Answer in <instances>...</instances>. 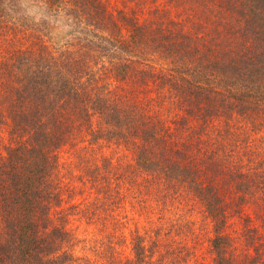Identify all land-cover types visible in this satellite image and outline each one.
<instances>
[{"label":"trees","instance_id":"trees-1","mask_svg":"<svg viewBox=\"0 0 264 264\" xmlns=\"http://www.w3.org/2000/svg\"><path fill=\"white\" fill-rule=\"evenodd\" d=\"M29 1L38 20L25 0H0V264H183L189 248H168L156 227L189 232L190 202L209 224L210 264H264L256 228L238 254L224 231L228 206L250 198L264 214V0H141L140 15ZM52 26L68 30L55 39ZM230 119L243 140L213 128L226 134ZM69 144L92 191L81 210L107 244L92 256L61 207L56 151ZM125 203L161 225H134L119 258L109 240Z\"/></svg>","mask_w":264,"mask_h":264},{"label":"rangeland","instance_id":"rangeland-1","mask_svg":"<svg viewBox=\"0 0 264 264\" xmlns=\"http://www.w3.org/2000/svg\"><path fill=\"white\" fill-rule=\"evenodd\" d=\"M101 1L103 2L106 10L112 11L113 13L120 9L124 10L125 12L132 11V13L140 15L142 13V9L145 7V3L141 0ZM157 1L162 0H156V2ZM25 3L27 4L25 5L28 14L32 16L35 15L37 17V14L39 13L38 5L31 3L29 0H25ZM152 5H155V2L152 3ZM163 6L164 5L162 4V7ZM171 13L176 15L174 11H171ZM36 17H34L33 19L38 20V18ZM51 30L53 37L55 39H59L66 33L68 29H62L57 26H52ZM144 64L148 66L150 65L153 67H157L158 60L155 57L148 61H144ZM228 123L229 124L227 126V129L229 130H227L225 134V127H223V124L219 120L212 121L213 128L215 130H221V135L224 137V139H231L232 142H234L236 139L243 140L244 137H238L240 135L239 130L241 129L239 128V126H241V124H239L240 122L234 119H230ZM260 133H264V131L259 130L257 132L258 135H260ZM2 136H5V131L0 130V138L3 139L4 137ZM252 136L254 135L250 133V138ZM202 139L205 140L206 138L204 139L203 137ZM249 142L251 146H255L252 140H250ZM82 144L83 141L79 139V145L81 146ZM243 144L244 142H241L240 148ZM262 145L264 146V142L262 143ZM240 148L235 149L238 150ZM56 152L59 161L58 170L59 174L61 175L59 181V189L61 192L62 203L61 207L66 213L69 214L68 222H66L67 228L70 229V231L75 236L77 243L76 250L81 251V253H85L86 255L92 256L91 249H93V247H95L96 245H101V247L105 248L107 244L105 242V238L103 237L104 232L99 231L98 227L95 225L94 222H88V220L93 219H86L87 216L81 210L84 209L86 202L89 201L92 196V191L90 190V187L85 183L86 179L83 175V172L78 170L76 166H73L76 156L78 154H81L82 152L77 149L76 144L65 145L63 147H60ZM125 153L126 154L123 158V161H128L129 158L131 159L130 150L128 149ZM133 167L139 169L137 166L134 165V162ZM137 171L138 173L140 172L138 174V176H140L138 177V179H141L143 174L145 173H143L140 169ZM219 192L221 196L227 201H229L232 196V192L225 188H221ZM71 203H78V205L76 208H70L68 206ZM254 203L255 200H251L250 198H248L243 205L237 206V212H234L235 207L232 208L231 206H228L227 208V220L224 231L227 232L228 235L231 237L233 251H235L236 254H238L241 249L243 251L246 249L245 244L241 242L240 237V235L242 234V230L246 227L256 228V235H258V237L261 239V242L264 243V214H260V211L257 209V206ZM125 204L122 209H117L115 210L114 214H112L113 217L119 219L120 222H118L114 226L115 230L112 232L111 238L109 240L112 241L113 247L115 249V255L119 256V258L128 253L129 233L134 225H136L138 229L142 231L143 227H146L147 225H152L153 223L154 227L156 223L160 224L161 222L156 221L155 219H152L155 221L151 222L150 217H148L147 220L146 216H144L143 214L140 215L139 212L134 215V209L132 207L130 208L128 203ZM186 208L188 209L187 216L189 218L188 220L184 218L183 221H188L189 225H191L190 231H186L184 233L178 232V236L171 237L169 232L166 231L165 227L161 228V226H159L160 228L156 227L159 229V238L164 244H168V248H173L177 244H184V246L189 248L190 253L192 255H190L188 260L183 264H210L211 256L210 253L207 251V242L210 237L209 224L206 219L202 216L201 208L198 203L190 202V204H188ZM257 215L263 218L261 219L263 223L259 220ZM125 217H127V219ZM101 243L105 244V246H102L103 244ZM125 243L126 245L124 246ZM240 255H238L237 258H239ZM191 260L193 261V263H190Z\"/></svg>","mask_w":264,"mask_h":264}]
</instances>
